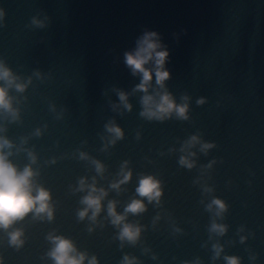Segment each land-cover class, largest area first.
Wrapping results in <instances>:
<instances>
[{"label":"water","instance_id":"1","mask_svg":"<svg viewBox=\"0 0 264 264\" xmlns=\"http://www.w3.org/2000/svg\"><path fill=\"white\" fill-rule=\"evenodd\" d=\"M0 9V61L32 80L26 92L12 90L20 120L0 114V136L16 144L11 159L21 168L30 161L18 149L35 152L37 183L55 206L51 222L29 217L16 225L25 232L19 250L0 231L3 264H54L52 233L98 264H121L126 255L138 264H227L225 257L264 264V0H0ZM145 31L159 33L171 53L167 89L177 103L191 98L190 120L141 117L144 94L134 91L140 79L124 53ZM117 90L129 94L131 111ZM111 122L124 132L114 145L105 127ZM194 135L216 147L207 154L200 144L187 147ZM81 152L104 164L103 177ZM192 152L195 167H182L181 156ZM126 161L133 179L117 193L110 185ZM142 175L160 180L163 196L159 206L145 200V213L128 216L143 229L132 245L118 239L107 203L117 201L123 214L140 199ZM83 177L109 192L96 224L77 217L86 193L74 189ZM213 199L227 205L222 217L208 211ZM213 222L227 232L212 233ZM214 245L223 248L219 258Z\"/></svg>","mask_w":264,"mask_h":264},{"label":"clouds","instance_id":"2","mask_svg":"<svg viewBox=\"0 0 264 264\" xmlns=\"http://www.w3.org/2000/svg\"><path fill=\"white\" fill-rule=\"evenodd\" d=\"M4 17L5 12L0 9V20H3ZM32 23L37 27L45 26L42 21L35 18H33ZM170 55L167 46L162 43L160 34L155 31H145L136 41L134 50L124 53V63L131 70L132 75L140 79V83L136 85L134 91L144 94L141 98L143 111L140 115L148 121L164 122L172 119L173 116L182 121L191 119L189 116L191 98L184 95L181 98L183 103H177L174 95L167 89V81L172 79V73L167 69ZM34 74L41 77L39 71ZM153 82L158 86L155 94H153ZM31 83V78L28 79L27 83L23 82L21 77L0 61V114L11 118L12 123L20 120V110L15 107V97L11 95V92L15 89L16 92L24 93ZM117 94L121 104L128 111H131L132 105L128 102L129 94L120 90H117ZM206 102L203 98L197 100V104L200 106ZM105 127L113 137L111 144L114 145L117 140L124 138L123 130L114 122ZM0 131H6V129H0ZM36 135H41L40 130H37ZM26 142L24 141V143ZM197 144L201 145V151L205 154L208 150L216 147L215 144L204 143L196 135L186 142L187 147H195ZM13 149H17L16 144L7 137L0 136V231L6 232L10 245L19 250L25 243V232L17 228L16 225L29 217L51 222L55 219V206L52 193L37 183L40 173L33 168V165L38 161L35 152L28 149H18V151H25L30 161L29 164L21 168L11 159L15 155ZM181 150L184 151L185 149ZM195 155L192 152L187 156H181L179 164L182 167L193 169L195 163L189 156L194 157ZM80 159L91 160L97 174L101 177L104 176L106 168L100 161L93 160L83 152L80 153ZM52 163L55 161L53 160ZM211 166V164L208 165V167ZM132 179L133 172L129 169L126 161L119 172V179L111 183L110 188L119 193L123 190V186L130 183ZM97 183L95 177L92 178L91 183L87 177H83L78 181V187L74 189V192L86 193L80 201L83 207L77 212L80 221L88 219L96 224L98 217L105 210L104 201L109 196V192L103 187H97ZM135 191L140 199L131 200L124 208L123 214L117 210V201L111 200L107 203V216L110 218L111 224L119 229L118 239L132 245L139 241L143 229L137 224L128 223V216L145 213L147 211L145 200L148 203L155 202L159 206L163 196L162 182L155 176L142 175ZM205 191L210 192L212 189L206 188ZM207 207L208 211L215 210V215L221 217L227 211V205L220 199H213ZM92 231L94 229L89 228V232ZM210 231L223 236L227 232V227L213 222ZM47 239L53 245L47 256L52 259L54 264H85L86 261L88 264H98L96 257L89 259L88 254L80 252L71 239L54 233L49 234ZM241 242H244V238L241 239ZM213 247L216 258H219L223 248L220 245ZM225 260L227 264H241L238 257H225ZM0 264H3L2 257H0ZM121 264H138V261L126 255Z\"/></svg>","mask_w":264,"mask_h":264}]
</instances>
